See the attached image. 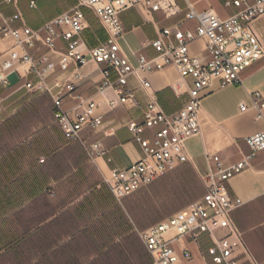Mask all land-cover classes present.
Instances as JSON below:
<instances>
[{"label":"crops","instance_id":"crops-1","mask_svg":"<svg viewBox=\"0 0 264 264\" xmlns=\"http://www.w3.org/2000/svg\"><path fill=\"white\" fill-rule=\"evenodd\" d=\"M186 1L196 11L212 9L220 18L235 11L224 5L227 0ZM176 4L184 8L185 0H176ZM75 5L76 0H11L9 3L0 0V12L6 18L18 12L22 21H15L14 27L23 23L37 30ZM92 19L100 29L98 21L93 16ZM182 20L183 15L165 19L161 12H146L140 6L126 10L120 14L124 31L120 48L135 64L132 52L140 51L155 39L159 30ZM87 23L88 28L82 34L86 49L94 46L95 29L93 23L88 20ZM181 27L192 29L194 22H182ZM251 32L264 51V16L251 25ZM12 45L10 38L0 37V72L1 55ZM65 47L62 41L56 43L60 52ZM190 49L193 55L204 56L202 44H192ZM28 51L39 56L46 49L37 47ZM143 53L152 55L153 51L147 49ZM102 69L103 66L88 61L76 70L82 75L73 91L77 99L65 96L64 110L73 109L79 100H101L95 96V83L101 80ZM74 73L72 66L65 72L56 68L48 82L52 85L56 81H73ZM142 76L151 86L146 92L134 78L128 81L139 107L118 106L108 110L102 106L103 127L81 132L83 140L99 141L105 151L94 164L88 161L79 143L65 140L53 120L51 98L23 88L28 80L25 65L20 67L19 75L10 77L7 85L0 84V264H152L140 238L132 235L127 218L129 199L143 188L118 203L103 176L140 158V148L127 124L140 121L148 97H156L161 110L173 114L186 102L192 79L181 80L172 67ZM241 78L242 86L220 88L214 84L202 94L198 114L200 133L185 143L188 160L149 186L155 187L183 170H191L199 180L207 172L206 156L218 155L225 163L234 164L250 153L245 138L264 132V109L259 111L252 101L257 93L264 102V54ZM105 97L113 95L107 91ZM241 104L244 110H240ZM104 130L109 133L104 134ZM200 186L198 197L190 204L204 194L201 182ZM227 190L231 198L242 202L233 211L232 219L242 233L244 246L256 264H264V151L258 152L247 169L227 182ZM202 240L208 242L205 237ZM181 243L192 255L187 264H205L199 242L183 239ZM175 247L178 249L179 245Z\"/></svg>","mask_w":264,"mask_h":264},{"label":"built area","instance_id":"built-area-1","mask_svg":"<svg viewBox=\"0 0 264 264\" xmlns=\"http://www.w3.org/2000/svg\"><path fill=\"white\" fill-rule=\"evenodd\" d=\"M224 5L235 10L226 18H220L212 9L196 11L186 0L184 8H180L176 0H76L73 8L37 30L23 23L14 27L15 21H22L18 12L10 18L0 12V37L13 42L1 55L0 84L7 85L10 77L19 75L20 67L25 65L28 80L23 88L51 98L55 110L53 120L65 140L79 143L88 161L94 164L105 151L99 141L83 140L81 132L86 128L103 127L102 106L108 110L118 106L139 107L135 91L128 85L130 78L146 92L151 86L143 74L172 67L181 80L190 77L192 85L187 91V100L177 112L165 114L156 97H148L140 121L127 124L141 156L131 165L112 169L103 176L112 196L120 203L188 160L185 143L200 133L198 114L202 94L214 84L220 88L242 86L241 74L263 57V47L251 32V25L264 16V0H227ZM136 6L146 12H161L165 19L183 15L182 22H194V27L182 28V22H176L159 30L155 39L143 45L140 51L131 53L133 64L120 48L124 33L120 14ZM30 7H34L33 2ZM83 9L92 14L106 35L104 41L88 49L82 41V34L88 28ZM58 41L65 43L62 52L56 50ZM195 43L203 45L202 58L191 53L190 47ZM37 47L46 52L39 56L29 53V49ZM147 49L153 54H144ZM88 61L103 66L101 80L95 83V96L101 100H79L76 107L66 111L63 99L65 96L77 99L73 91L82 75L76 70ZM70 66L75 70L73 81L49 84L48 79L56 68L65 72ZM107 91L112 93V98L105 97ZM252 101L259 111L264 109L259 94L255 93ZM244 109L241 104L240 110ZM108 133L104 130V134ZM245 144L250 153L234 164L225 163L218 155L206 156L207 172L201 176L204 194L184 211L137 232L152 264H187L192 255L181 241L191 239L201 245L203 237L210 243L203 251L205 264H256L233 222L232 213L242 202L231 198L227 182L247 169L258 152L264 151V132L246 137ZM175 244L179 245L178 249Z\"/></svg>","mask_w":264,"mask_h":264},{"label":"rangeland","instance_id":"rangeland-1","mask_svg":"<svg viewBox=\"0 0 264 264\" xmlns=\"http://www.w3.org/2000/svg\"><path fill=\"white\" fill-rule=\"evenodd\" d=\"M96 26L98 27L97 24ZM92 38L94 45L102 41L95 29ZM199 178L198 180L191 170H183L155 187L153 184L148 185L132 196L127 205V218L132 235L136 237L138 231L184 211L199 195L201 177Z\"/></svg>","mask_w":264,"mask_h":264},{"label":"trees","instance_id":"trees-1","mask_svg":"<svg viewBox=\"0 0 264 264\" xmlns=\"http://www.w3.org/2000/svg\"><path fill=\"white\" fill-rule=\"evenodd\" d=\"M83 13H84L86 19L90 23H93L94 24L93 19H92V16L89 15L90 12L87 9H83ZM94 27H95V30H97V33L100 36L101 40L104 41L105 40V35H104V32L102 31V29L101 28L99 29L95 24H94ZM44 95H46V94H42L41 96H44ZM200 243H201V246H202L203 251L206 250L210 246V244L208 242H205L202 239H201Z\"/></svg>","mask_w":264,"mask_h":264}]
</instances>
